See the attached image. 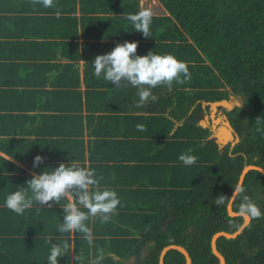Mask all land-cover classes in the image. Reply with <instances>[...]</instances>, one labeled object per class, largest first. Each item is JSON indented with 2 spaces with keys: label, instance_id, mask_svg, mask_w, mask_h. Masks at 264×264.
<instances>
[{
  "label": "trees",
  "instance_id": "obj_1",
  "mask_svg": "<svg viewBox=\"0 0 264 264\" xmlns=\"http://www.w3.org/2000/svg\"><path fill=\"white\" fill-rule=\"evenodd\" d=\"M69 1L73 3L74 0ZM156 1L162 13L153 14L149 37L146 38L126 19L128 14L140 11V0H90L92 8H87L86 12L94 10L103 15L89 18V22L97 20V25L87 34L82 27V36L92 38L97 35L99 40L107 41L90 44V50L88 43H81L84 62L82 90L75 65L79 59V47L76 42L66 41L64 55L72 62L55 71L50 78V87L56 88L53 94L64 99L56 107L63 111L62 118L74 123L75 127L93 129L87 132L91 137L87 142V165L103 178L107 169L113 173L116 168L123 169L122 175L130 178L145 174L152 179L153 174H157L156 184H162V189L153 190L147 196L143 189L128 190L123 193L125 198H120L118 214L109 223L103 224L99 218L87 221L94 237L93 245L89 246L79 232L61 234L57 231L58 224L63 222L61 207L66 200L52 208L44 206L39 212L34 207L23 215L6 208L7 195L26 187V181L32 176H1L8 174L0 171V208H3L0 213L11 214L19 225L18 231L14 228L10 233L12 236L8 237L43 243L53 237L52 243L65 239L71 243L69 237L72 235L74 255L80 256L81 251L83 254V259L78 262L74 259L73 264H89L99 249H104L105 256L110 254L116 258L113 262L107 257L101 264H158L160 251L172 244L188 252L191 264H218L211 253L212 235L220 231L233 233L243 220L228 216L226 205L217 208L213 200L221 194L231 196L244 166L264 169V132L256 130L257 127L264 128V123H255L257 117L264 122V0ZM73 10L72 7L69 12L73 13ZM64 36L77 39V30L66 31ZM125 41L138 42L137 55L152 51L161 55L172 54L187 62L191 79L183 85L174 83L170 92L166 87H157L153 89L158 96L155 103L150 101L144 107H135L138 100L136 88L129 85L118 89L103 76L96 78L92 68L97 55L107 54ZM233 95L240 98L241 105L239 101L237 105L240 107L236 106L225 115L240 140L230 148L229 144L219 145L214 139L207 140L208 131L198 122L203 118V104L211 107ZM96 112L100 114L93 123ZM134 112L150 114L141 116ZM173 120L179 125L170 134ZM137 124L145 125L147 130L138 131ZM169 135L170 139L165 141ZM144 136L153 139L146 144V149L152 147L156 150L152 153L154 159L141 152L137 139ZM107 137H111V142L103 140ZM17 141L5 143L21 142ZM28 142L35 150L41 149L39 140ZM104 144L108 148L110 144H116L110 145L114 146L112 157H98L94 153H103ZM122 149L125 158L120 156ZM81 152L80 164L84 166V151ZM182 153L198 159L195 164L185 166L178 159ZM152 160L162 163L159 183V166L149 164ZM106 161H125V164L114 162L108 167L102 164ZM130 161L143 162L132 166ZM32 169L37 175L53 170L45 166H32ZM109 177L107 174L106 179ZM134 178L131 185L140 187L143 183L134 182ZM106 179L101 181L102 185ZM113 181L117 183L118 179ZM242 185L246 189L244 195H248L264 213V176L249 171ZM117 194L118 197L121 195ZM241 199L237 197L233 201L234 212H237ZM230 221L238 227H229ZM216 249L224 257L225 264H264V218L250 220L235 239L220 237ZM164 264H185L184 257L171 250L166 253Z\"/></svg>",
  "mask_w": 264,
  "mask_h": 264
},
{
  "label": "crops",
  "instance_id": "obj_2",
  "mask_svg": "<svg viewBox=\"0 0 264 264\" xmlns=\"http://www.w3.org/2000/svg\"><path fill=\"white\" fill-rule=\"evenodd\" d=\"M90 3V0H74L73 3L69 0H55V8H44L39 4L33 7L31 0H0V157L2 158L0 159V171L8 174L1 176L37 175L32 169L34 158L37 155L47 158L39 166L55 169L60 163L68 164L71 160L81 163V151H84V164L85 162L88 164L86 155L91 137L87 135V132L92 128L75 127L74 123L71 124L66 118H62L63 111L56 107H59L64 99L60 95L52 93L56 88L50 87V78H53L55 71L58 72L62 66L72 62L64 55V43L73 41L79 47L77 49L79 59L75 65L79 73V87L81 90L83 89L84 62L81 61L83 60L81 43H88L87 47L90 50V44L107 41L99 40L97 35L92 38L82 36V27L85 29L84 34H87L90 28L94 29L97 25V20L94 19L103 15L94 10L86 12L87 8H92ZM141 6L139 2V10ZM72 7L74 10L73 13H70L69 10ZM57 9L61 12L59 19L55 16ZM89 18L94 19L89 22ZM69 19L75 21L70 22ZM74 30H77V39L64 36L66 31ZM202 109L204 110L203 118L198 122V125L208 131L207 140L214 139L216 142L218 138L224 140V133L220 132L217 136L215 135L220 122H226L222 110L218 111L217 117L214 118V108L205 107L203 104ZM99 114L98 112L94 113L93 123ZM134 114L146 116L150 113L134 112ZM178 125L179 122L173 120L170 134ZM109 138L111 137L103 140H107L109 143L111 142ZM33 139L41 142L40 150H35L28 142ZM169 139L170 135L164 140ZM17 140L21 142L5 143L6 141L18 142ZM137 140L141 146L142 154L154 159L155 156L152 153L156 150L152 147L146 149V144L153 139L144 136ZM110 145L109 148L105 144L103 145V153L100 154L96 151L94 153L98 157L101 155L103 158H110L114 147ZM122 150L120 156L125 158L124 150L123 153ZM114 162L106 161L102 164L109 167ZM142 162L130 161L129 163H132V166H138ZM119 164H125V161ZM149 164L159 166V170H157L159 183L162 179L160 167L162 163L152 160ZM122 170L116 168L112 173L107 169L104 178H107V174L110 177L106 179L105 185H102L121 194L119 198H125L123 193L128 190L143 189L142 191L147 196L153 190L162 189V184H156L157 174H153L154 178L152 179L145 174H135L134 182L141 181L143 183L140 187H136L131 185L133 178L122 175ZM122 177L125 178L122 179ZM114 178L118 179L117 183L113 181ZM2 209L0 208V210ZM16 222L17 220L11 214L0 213V264H48L51 248L49 242H32L22 238L8 237L12 236L10 233L14 232V228L16 230L19 228ZM69 238L70 244H72L73 236L70 235ZM74 257V251H72L68 255V260L67 256L60 257L59 264H73ZM107 257L111 258L113 262L116 259L114 255L106 254L102 262H105Z\"/></svg>",
  "mask_w": 264,
  "mask_h": 264
},
{
  "label": "clouds",
  "instance_id": "obj_3",
  "mask_svg": "<svg viewBox=\"0 0 264 264\" xmlns=\"http://www.w3.org/2000/svg\"><path fill=\"white\" fill-rule=\"evenodd\" d=\"M33 7L42 5L44 8H55V0H31ZM57 19L60 18L59 9L55 11ZM153 13L150 9H143L135 14H128L126 19L131 22L136 32L142 33L144 37H149L150 25ZM138 42H127L117 44L110 52L103 55H97L93 61L92 68L96 78H103L112 83L116 88H127L131 85L137 89L138 100L135 107L146 106L150 101L155 103L158 96L153 93V89L163 86L170 92L173 85H183L191 79L188 63L179 60L172 54H155L149 51L147 55H137ZM83 61V60H81ZM233 100H241L238 96H229L224 100L230 103ZM232 108L240 107L235 104ZM226 109L223 106H216L214 115L216 118L218 111ZM229 109V104L227 106ZM227 121V118L225 119ZM257 125L264 123L261 117L255 120ZM138 131H146V126L137 124ZM257 132H264V128L257 127ZM232 131V129L230 130ZM233 133V131H232ZM234 138L230 144L232 148L238 138L233 133ZM7 139V137H4ZM44 157L37 155L34 158L33 167L39 166L44 161ZM178 159L185 166L195 164L198 157L182 153ZM11 160V159H9ZM102 175H98L87 162L84 166L76 160L70 163H60L52 171H43L39 175H33L26 181V187H20L18 190L7 195L4 206L17 215H23L26 210L36 208L39 212L41 208H52L54 204H59L61 200L67 203L63 209V222L57 226V231L61 234L79 232L83 234L89 246L93 245V232L86 223L89 220L95 221L99 218L100 222L107 224L112 217L117 215V208L121 205V200L115 190L102 186ZM246 189L242 183L238 182L233 186L231 197L221 194L213 200V204L218 208L222 205L231 204L237 197H242L238 205L236 215L248 223L252 219L264 218V213L260 207L248 196L244 195ZM82 209H86L82 210ZM229 227H238L229 222ZM53 237L48 238L51 245L48 264H59V258L69 255L73 251L74 245L65 239L61 242L52 243ZM75 261H81L83 254L74 257ZM105 259L104 249H99L97 255L90 260L89 264H101Z\"/></svg>",
  "mask_w": 264,
  "mask_h": 264
},
{
  "label": "water",
  "instance_id": "obj_4",
  "mask_svg": "<svg viewBox=\"0 0 264 264\" xmlns=\"http://www.w3.org/2000/svg\"><path fill=\"white\" fill-rule=\"evenodd\" d=\"M232 97L230 98V101H231ZM230 106V103H226L225 101H223L221 104H213L211 105L212 108H216V106H223V107H226L227 106ZM228 128L231 130L228 122H224ZM232 132V131H231ZM217 143L219 145H221L222 143H220L219 141H217ZM257 171L259 173H261L263 176H264V169L258 167V166H254V165H246L243 167L239 177H238V182L240 183H243V180H244V177L245 175L249 172V171ZM233 193V192H232ZM232 196V194H231ZM230 196V197H231ZM232 205H233V202L231 204H228L226 205V211H227V214L228 216L232 217V218H240L236 215V212H234L232 210ZM243 220V219H242ZM250 222V221H249ZM248 223H245L244 220L242 221V224L240 225V227L233 233H227V232H223V231H220V232H217L215 234L212 235L211 239H210V248H211V253L214 255L215 258H217L218 260V264H225V259L224 257L217 251L216 249V241L217 239H219L220 237H223L225 239H235L237 236H239L243 230L248 226ZM171 250H175L177 252H179L180 254H182V256L184 257V263L185 264H191V259H190V256L188 254V252L181 246H178V245H168V246H165L159 253V256H158V264H164V257L166 255L167 252L171 251Z\"/></svg>",
  "mask_w": 264,
  "mask_h": 264
},
{
  "label": "rangeland",
  "instance_id": "obj_5",
  "mask_svg": "<svg viewBox=\"0 0 264 264\" xmlns=\"http://www.w3.org/2000/svg\"><path fill=\"white\" fill-rule=\"evenodd\" d=\"M140 3H141V8L140 10H143V9H150L152 11L153 14H160L162 13V10L158 4V2L156 0H140ZM239 103V100H233L231 99L230 101V106H229V109H222V113L224 112V116H225V112H229L235 108H232L233 106L232 105H235ZM239 105H241L239 103ZM227 118V116H226ZM224 133L225 134V139L222 140L221 138H218V141L222 144H228L229 142H231L234 138V135L233 133L230 131V129L228 128V126L224 123V122H220V126H219V129L217 132H215V135L217 136L218 133Z\"/></svg>",
  "mask_w": 264,
  "mask_h": 264
},
{
  "label": "flooded vegetation",
  "instance_id": "obj_6",
  "mask_svg": "<svg viewBox=\"0 0 264 264\" xmlns=\"http://www.w3.org/2000/svg\"><path fill=\"white\" fill-rule=\"evenodd\" d=\"M223 114H224V112H223ZM223 116H224V115H223ZM225 119H226V115H225ZM236 136H237V138H238V142H239L240 137H239L238 135H236ZM238 142H237V143H238ZM237 143H236V144H237ZM236 144H235V145H236ZM229 147H230V144H229Z\"/></svg>",
  "mask_w": 264,
  "mask_h": 264
}]
</instances>
